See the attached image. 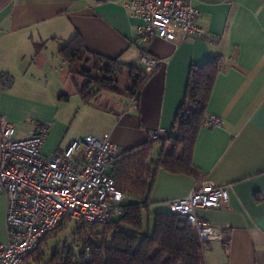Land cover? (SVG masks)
Returning a JSON list of instances; mask_svg holds the SVG:
<instances>
[{
  "label": "crops",
  "instance_id": "0c3cea01",
  "mask_svg": "<svg viewBox=\"0 0 264 264\" xmlns=\"http://www.w3.org/2000/svg\"><path fill=\"white\" fill-rule=\"evenodd\" d=\"M126 1L0 0V74L12 80L0 84V116L13 125L15 139L30 138L37 124L48 123L45 158L86 136H107L120 154L147 142L153 131L164 137L175 125L191 66L220 56L205 117H218L221 125L197 134V177L157 171L149 211L168 212V202L202 181L226 186L227 204L196 212L219 233L207 245L204 264H264V0H191L203 34L181 43L141 40L142 22L129 15ZM75 35L87 51L145 74L142 52L159 64L136 96L125 91L122 76L117 94L100 93L85 104L76 87L83 80L57 55ZM61 103L83 104L76 132ZM157 145L159 155L172 148ZM5 210L0 193V243L7 241Z\"/></svg>",
  "mask_w": 264,
  "mask_h": 264
},
{
  "label": "built area",
  "instance_id": "2783aa9c",
  "mask_svg": "<svg viewBox=\"0 0 264 264\" xmlns=\"http://www.w3.org/2000/svg\"><path fill=\"white\" fill-rule=\"evenodd\" d=\"M124 8L141 20L138 32L143 41L160 38L181 43L203 34L191 0H127ZM140 59L147 74L159 64L145 52ZM220 125L221 119L214 116L205 117L202 123L204 128ZM49 129L48 123L37 124L30 138L15 139L13 125L0 116V193L6 198L7 233V241L0 243V264H22L62 221L104 224L122 212L123 196L109 171L119 154L117 147L107 136H86L45 158L41 146ZM161 135V131H153L150 140ZM228 201V187L202 181L167 207L170 215L184 218L194 227L204 245L218 239L219 233L196 212L221 208ZM90 258L86 247L83 264Z\"/></svg>",
  "mask_w": 264,
  "mask_h": 264
},
{
  "label": "trees",
  "instance_id": "16d2710c",
  "mask_svg": "<svg viewBox=\"0 0 264 264\" xmlns=\"http://www.w3.org/2000/svg\"><path fill=\"white\" fill-rule=\"evenodd\" d=\"M42 48L43 44L35 46L37 52ZM57 55L83 80L76 87L85 104H91L89 102L100 93L117 94L122 76L128 81L125 91L136 96L151 75L87 51L78 35L66 42ZM220 67L221 57L218 55L212 56L201 67L191 66L185 98L177 111L174 127L164 137L149 139L118 154L112 161L109 171L123 196L122 212L115 216L116 220L112 219L113 216L104 224L74 223V242L81 246L78 256L65 246L62 250L56 249L49 260L44 261L42 250L47 247L48 240L70 223L62 221L22 264H83L86 247H89L91 258L84 264H204L203 254L209 242L202 245L194 227L184 218L159 212L152 214L150 232L143 233L142 226L143 214L149 213L150 193L159 169L197 177L192 165V152ZM0 77L3 87L11 84V77L5 74H0ZM159 143H170L171 151L162 152L157 162L151 163L153 147ZM125 200L133 202L124 203ZM106 234H111L109 244L106 243ZM94 235L102 236L99 243L92 240ZM82 236L86 238L81 244Z\"/></svg>",
  "mask_w": 264,
  "mask_h": 264
},
{
  "label": "rangeland",
  "instance_id": "374dc122",
  "mask_svg": "<svg viewBox=\"0 0 264 264\" xmlns=\"http://www.w3.org/2000/svg\"><path fill=\"white\" fill-rule=\"evenodd\" d=\"M123 81H121L120 89H123ZM62 106L68 111V116L71 121H74L73 125V131L76 132V125L80 119L81 114L84 111L83 104L82 103H61ZM78 131V130H77ZM160 145H157L152 152L150 162L155 163L157 161L159 152H160ZM170 152V150H169ZM133 202L132 200H125L124 203H130ZM153 211L150 210L149 213L143 214V226H142V232L148 233L152 230L153 227V217H152ZM113 220H116V217L114 216L112 218ZM75 224L73 222H70L66 224L59 232L56 233L55 236L50 238L47 242V247H44L42 250V253L44 255V261H48L50 258V255L52 252H54L56 249L62 250L65 246L71 250H73L74 254L78 256L81 246L74 242V237L72 233L75 231ZM101 231V228L98 229V232ZM91 237V236H90ZM102 236L94 235L92 236V240L95 243L100 242V238ZM85 236L81 237V244L85 240ZM111 234H106V243H110ZM28 259V258H27ZM28 262V261H27ZM75 263L78 262V260H74Z\"/></svg>",
  "mask_w": 264,
  "mask_h": 264
}]
</instances>
